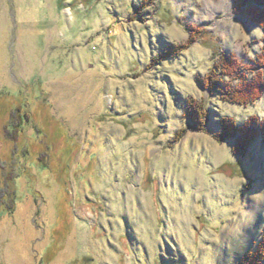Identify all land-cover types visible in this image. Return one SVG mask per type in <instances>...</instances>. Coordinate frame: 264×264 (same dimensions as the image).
Listing matches in <instances>:
<instances>
[{
    "label": "rangeland",
    "instance_id": "1",
    "mask_svg": "<svg viewBox=\"0 0 264 264\" xmlns=\"http://www.w3.org/2000/svg\"><path fill=\"white\" fill-rule=\"evenodd\" d=\"M220 55L240 66L225 82H264V29L231 0H0V264L256 251L264 132L245 151L217 136L226 120L264 126V89L244 105L203 89Z\"/></svg>",
    "mask_w": 264,
    "mask_h": 264
},
{
    "label": "trees",
    "instance_id": "2",
    "mask_svg": "<svg viewBox=\"0 0 264 264\" xmlns=\"http://www.w3.org/2000/svg\"><path fill=\"white\" fill-rule=\"evenodd\" d=\"M264 6V0H251L249 4L243 3L239 5L238 12L234 11L239 16H242L249 20L251 23L258 25L264 29V9L257 8L256 5ZM239 62L235 56L220 55L219 59L215 63V66L210 71L209 75L202 79H198V84L210 92H218L227 101L237 103L239 105L247 104L249 101L257 99L264 89V82L261 79L254 78V80L248 81L247 78L241 77L239 85L235 86L230 82H225V78L239 77ZM187 117L190 122L200 130H203L204 106L197 104L194 101L190 102L187 106ZM222 133L217 137L220 139L225 136H238V146L241 151H245V148L252 142L260 132H264V126L257 124L256 121H250L248 124H244L242 128H238L234 123L228 120L223 121ZM262 134V133H260ZM239 155L242 156V152ZM8 192V191H7ZM8 196L6 193L3 199ZM11 202V201H10ZM8 205H11L8 204ZM8 208L9 211L14 210V204ZM264 259V240L258 246L256 251L250 252L244 261L240 264H260Z\"/></svg>",
    "mask_w": 264,
    "mask_h": 264
},
{
    "label": "snow or ice",
    "instance_id": "3",
    "mask_svg": "<svg viewBox=\"0 0 264 264\" xmlns=\"http://www.w3.org/2000/svg\"><path fill=\"white\" fill-rule=\"evenodd\" d=\"M232 4H233V9L234 11L238 12L239 10V5L243 4V3H247L249 4L251 2V0H231Z\"/></svg>",
    "mask_w": 264,
    "mask_h": 264
}]
</instances>
